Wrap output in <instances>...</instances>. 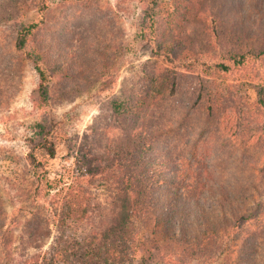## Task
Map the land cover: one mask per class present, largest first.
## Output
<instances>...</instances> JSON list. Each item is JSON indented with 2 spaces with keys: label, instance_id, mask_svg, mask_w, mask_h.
Returning <instances> with one entry per match:
<instances>
[{
  "label": "rangeland",
  "instance_id": "obj_1",
  "mask_svg": "<svg viewBox=\"0 0 264 264\" xmlns=\"http://www.w3.org/2000/svg\"><path fill=\"white\" fill-rule=\"evenodd\" d=\"M150 2L0 0V264L7 259L4 241L11 247L9 264L38 256V264H50L41 257L53 249L62 195L70 186L88 191L90 198L77 205V214L85 212V218L67 222V238L82 244L104 229L115 213L118 185L100 174L103 169L117 174L124 162L115 155L131 139L139 147L142 134H150L155 149L167 151L172 162L202 157L201 166L217 170L212 179L222 184L244 180L240 162L246 159L238 149V134L264 135V104L259 101L264 98L263 75L254 79V87L241 77L257 71L252 60L247 73L239 67L214 76L202 68L172 73L171 62L156 53L155 35L157 27L162 34L164 23L176 24V41L206 49L205 22L217 27L242 20L245 11L264 0H156L151 6L158 11L154 23L142 13ZM174 12L182 16L177 21ZM30 25L36 27L28 33ZM230 38L227 34L216 54L225 55L236 44ZM252 40L242 39L237 46H257L258 39ZM207 60L211 65L219 59ZM36 64L46 71L43 88ZM218 84L226 87L222 94L227 99L211 110ZM244 103H254L255 114L243 125L226 127L230 109L238 104L245 108ZM44 138L57 151L53 160L43 161L38 182L26 159L32 151L40 154L36 146ZM154 150L144 155L145 161L155 157ZM250 152L255 162L264 163L259 153ZM171 193L164 188L154 193V201L168 215ZM162 211L156 233L147 218L135 219L139 240L124 264H264L263 242L244 258L232 246L220 257L181 261L174 256L178 245L167 244L180 228L167 229ZM29 232L37 234L36 241L26 240ZM21 238L26 246L19 244Z\"/></svg>",
  "mask_w": 264,
  "mask_h": 264
},
{
  "label": "trees",
  "instance_id": "obj_2",
  "mask_svg": "<svg viewBox=\"0 0 264 264\" xmlns=\"http://www.w3.org/2000/svg\"><path fill=\"white\" fill-rule=\"evenodd\" d=\"M155 4L156 0H151L148 5L143 6L142 10L144 19L153 23L158 13L154 6L151 7ZM173 17L177 21L182 16L179 12H174ZM2 19L4 15L0 11V21ZM173 26L176 24L164 23L161 27L162 34L157 27L155 35L159 49L156 53L164 55L171 62L172 68L175 69L172 73L179 70L191 72L197 68H202L205 73H210L212 76L231 74L240 69L247 73L248 62L252 60L257 71L251 70L252 77L250 78H246L245 75L241 77L253 87L256 77L262 75L264 77V4L245 11L242 20H232L226 24L217 23V27L205 22L202 31L206 37V49L189 47L185 42L180 44L175 39L177 32ZM35 27L30 25L26 28L27 32L29 33ZM227 34H231L228 42L236 44L225 55L216 54L218 46ZM251 38L252 41L255 38L258 39L257 46L246 44L243 49L237 46L242 39L246 42ZM213 50L215 53H212ZM208 58L219 60L209 65L207 64ZM35 67L40 78V86L43 88L46 71L40 64H36ZM215 88L217 91L213 93L214 100L209 106L211 110L225 105L226 96L222 94V89L226 87L218 84ZM226 101L229 103L230 99ZM259 101L264 104V98ZM243 107L245 108H241L238 104L230 109L231 114L226 127L229 124L237 125V127L239 124L243 125L244 120L255 114L254 103H244ZM224 119L225 116L221 120V126ZM235 119L237 122L233 121ZM225 130H230V128ZM238 136L241 137L239 152L246 159L240 162L239 174L244 180L235 181L233 184H222L218 178L212 179L213 175H217V170L209 165L201 166L202 157L192 158L189 162L177 159L172 162L167 151L155 149L153 142L148 140L151 138L150 134L139 136V147L138 142L132 139L124 143L123 146L125 145L127 150L120 149L115 155V159L124 162V166L119 165L117 168L119 172L113 176L107 174L105 169L100 174L104 175V181L112 180L118 185L114 202L115 213L109 224L104 229L91 234L82 244L69 240L66 235L67 222L82 221L85 218V212L81 215L77 214L79 211L77 205H80L81 199L90 198L88 191L70 186L62 195L63 209L57 215L58 235L53 249L49 250L47 257H41L42 261L50 264L58 262L63 264H124L135 252V246L139 240L135 219L139 217L151 221L153 233H156L162 226L158 218V213L162 210L160 205L154 201L156 197L154 193H158V190L163 188L172 192L169 198L172 210L170 215L162 211L166 216V221L162 223L166 224L167 229L176 228V226L180 228L175 230L178 231V236L167 238L168 246L178 245L175 257L181 258L180 260L184 262H189L194 257L211 259L220 257L230 249L229 247L234 246L236 248L234 251L239 253L240 258H244L248 250H254L262 242L264 243V163L260 165L255 162L253 152H250L252 150L259 153L264 162V135H256L252 132L251 134H238ZM44 139L43 143L36 146L40 148V154L32 151L26 159L33 174L37 175L38 182H40L41 171H44L43 161L53 160L57 151L54 142H50L47 138ZM153 150L155 157L145 161L144 155L150 154ZM146 156L149 157V155ZM204 200L209 202L208 207L203 203ZM3 234L4 232L0 233V241L4 239ZM36 237V233L29 232L26 240L36 241ZM24 241L21 238L19 244L26 246L27 242ZM2 244L4 250L7 251L5 264H9L11 247L5 241ZM39 259L40 256L13 264H38Z\"/></svg>",
  "mask_w": 264,
  "mask_h": 264
}]
</instances>
